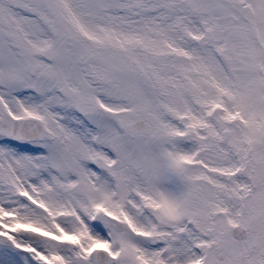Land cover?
Listing matches in <instances>:
<instances>
[{
    "label": "snow or ice",
    "instance_id": "obj_1",
    "mask_svg": "<svg viewBox=\"0 0 264 264\" xmlns=\"http://www.w3.org/2000/svg\"><path fill=\"white\" fill-rule=\"evenodd\" d=\"M0 264H264V0H0Z\"/></svg>",
    "mask_w": 264,
    "mask_h": 264
}]
</instances>
